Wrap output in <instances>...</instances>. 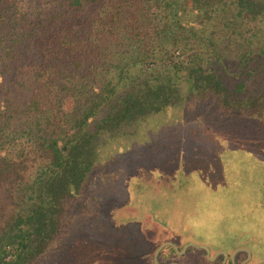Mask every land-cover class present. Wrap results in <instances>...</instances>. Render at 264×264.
Wrapping results in <instances>:
<instances>
[{
    "label": "trees",
    "instance_id": "trees-1",
    "mask_svg": "<svg viewBox=\"0 0 264 264\" xmlns=\"http://www.w3.org/2000/svg\"><path fill=\"white\" fill-rule=\"evenodd\" d=\"M188 103L247 122L236 160H244L248 140L264 142V0H0V261L12 252L2 264L41 258L111 154L106 147L130 143L146 117ZM251 150L264 158V148ZM185 182L191 191L213 188L199 175ZM235 185L238 193L204 233L187 222L193 210L156 222L170 229L153 240L142 224L140 239L127 233L128 216L111 228L109 243L120 238L122 247L103 253L121 264H155L161 241L181 248L195 240L211 254L245 246V264L264 261V197L250 199L244 181ZM223 236L232 242L216 243ZM205 254L190 246L179 255L167 245L158 260L222 264V254L213 261ZM246 256L238 251L236 264Z\"/></svg>",
    "mask_w": 264,
    "mask_h": 264
},
{
    "label": "rangeland",
    "instance_id": "rangeland-1",
    "mask_svg": "<svg viewBox=\"0 0 264 264\" xmlns=\"http://www.w3.org/2000/svg\"><path fill=\"white\" fill-rule=\"evenodd\" d=\"M157 114L139 123L130 143L124 139L120 146L106 147L108 151L104 153L111 154L92 173L86 196L72 202L63 220L66 229L33 264H121L122 257L115 259L104 254L117 244L122 247L120 238L109 243L111 228L122 226L119 219L132 217V224L125 229L127 233L131 229L136 231L141 224L148 226L149 238L153 240L167 236L170 229L159 230L156 222L168 219L175 223L181 215L193 210L187 222H193L191 228L199 235L206 227L210 228L215 219L213 214L228 208L227 199L236 196L235 184L240 181L245 183L243 191L247 197H264V180L259 178L264 176V167L257 165L263 157L251 150L264 148V142L257 145L248 140L244 160H236L245 145H239L237 132L248 131L246 121L216 111L208 103H188ZM178 170L185 176L174 175ZM196 175L202 184L207 182L213 188L201 191L184 188L185 181H192ZM218 184L221 186L217 187ZM134 236L140 239L141 234L136 231ZM217 238L214 240L219 244L233 240Z\"/></svg>",
    "mask_w": 264,
    "mask_h": 264
},
{
    "label": "water",
    "instance_id": "water-1",
    "mask_svg": "<svg viewBox=\"0 0 264 264\" xmlns=\"http://www.w3.org/2000/svg\"><path fill=\"white\" fill-rule=\"evenodd\" d=\"M167 245H171L177 254H183L188 247L190 246H195L197 248H203L206 252V257L207 259L209 260H214L217 256H219L220 254L223 255V259H222V264H226V260L228 257H230L231 259V264H236L235 263V255L237 254L238 251L240 250H244L247 252V257L242 260L239 264H244L250 257H251V252L249 250V248L245 247V246H239V247H236L235 249L232 250L231 253H228L226 250H218L216 251L215 253L213 254H210V248L207 244L205 243H202V242H198V241H195V240H191V241H188L186 243H184L182 245L181 248H178V246L171 240H163L162 242H160L154 249L153 251V261L155 264H180L176 261H171V262H167V263H161L159 262L158 260V255L160 253V251ZM256 264H264V261H260V262H257Z\"/></svg>",
    "mask_w": 264,
    "mask_h": 264
},
{
    "label": "built area",
    "instance_id": "built-area-1",
    "mask_svg": "<svg viewBox=\"0 0 264 264\" xmlns=\"http://www.w3.org/2000/svg\"><path fill=\"white\" fill-rule=\"evenodd\" d=\"M179 54H181V52L179 50H176L174 52V56L179 55ZM170 59H171V57H170ZM170 59H168V60H170ZM11 256H12V252H9L7 255L4 256L3 261L8 260ZM3 261H0V264H2Z\"/></svg>",
    "mask_w": 264,
    "mask_h": 264
}]
</instances>
